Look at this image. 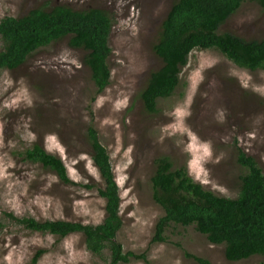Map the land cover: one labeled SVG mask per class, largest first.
Here are the masks:
<instances>
[{
    "label": "rangeland",
    "instance_id": "obj_1",
    "mask_svg": "<svg viewBox=\"0 0 264 264\" xmlns=\"http://www.w3.org/2000/svg\"><path fill=\"white\" fill-rule=\"evenodd\" d=\"M174 0H0V19L30 10L67 5L99 8L112 21L110 83L101 93L82 64L84 52L57 41L34 53L16 70H0V264H108L109 251L93 255L84 237L58 238L25 229L5 213L38 221L97 225L105 216L103 187L89 155L87 128L94 126L107 148L121 200L123 250L146 261L121 264H260L224 257L192 226L169 227L164 242L152 243L163 215L152 198L150 177L157 158L167 156L215 194L235 197L242 168L236 148L253 156L264 173V70L249 71L214 49L193 50L181 70L184 86L148 113L140 99L150 70L161 65L152 45ZM244 39H264V8L244 2L219 28ZM1 49V41H0ZM38 143L61 158L70 184L20 153Z\"/></svg>",
    "mask_w": 264,
    "mask_h": 264
},
{
    "label": "trees",
    "instance_id": "obj_2",
    "mask_svg": "<svg viewBox=\"0 0 264 264\" xmlns=\"http://www.w3.org/2000/svg\"><path fill=\"white\" fill-rule=\"evenodd\" d=\"M255 2L264 8V0H174L152 45L161 65L150 70L140 99L148 113L159 111L157 102L173 96L184 86L181 70L189 54L195 50L214 49L240 68L264 70V39H244L219 32V28L244 2ZM112 21L99 8L73 9L67 5L36 7L20 17L0 19V70H16L39 49L54 42L67 40L70 48L82 50V64L90 71V79L101 93L109 85L111 71L109 37ZM86 139L89 155L99 172L103 187L99 196L105 201V216L97 225L75 221H38L30 216L21 218L5 213L25 229L65 238L74 233L84 237L87 250L93 255L109 251L108 264L144 260V253L124 251L117 241L122 227L121 200L107 148L97 130L89 125ZM236 148V164L242 168L238 176L237 194L226 197L205 188L188 173L186 166L174 167L167 156L157 158L150 177L152 198L163 215L155 224L152 243L164 242L171 226H192L209 243L224 246L229 262H240L253 256L264 257V173L255 158ZM23 160L40 164L53 172L60 182L70 184L61 158L34 143L20 153ZM1 228V226H0ZM43 250L32 260L35 264ZM198 264H211L204 257L186 254ZM264 264V262L260 263Z\"/></svg>",
    "mask_w": 264,
    "mask_h": 264
},
{
    "label": "clouds",
    "instance_id": "obj_3",
    "mask_svg": "<svg viewBox=\"0 0 264 264\" xmlns=\"http://www.w3.org/2000/svg\"><path fill=\"white\" fill-rule=\"evenodd\" d=\"M189 173V172H188ZM190 175V174H189ZM200 184H202L203 185V183H201V182H199ZM204 186V185H203Z\"/></svg>",
    "mask_w": 264,
    "mask_h": 264
}]
</instances>
